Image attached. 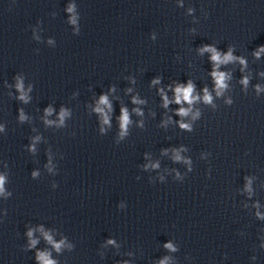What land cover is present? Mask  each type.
I'll return each mask as SVG.
<instances>
[{"label": "clouds", "instance_id": "clouds-1", "mask_svg": "<svg viewBox=\"0 0 264 264\" xmlns=\"http://www.w3.org/2000/svg\"><path fill=\"white\" fill-rule=\"evenodd\" d=\"M69 11H72V8L71 7L69 8ZM72 22L75 23V20H73ZM205 50H210V49H205ZM261 50L264 51V49H261ZM212 59L214 61L221 62L219 54H216L215 52H214V55H213ZM224 59L225 60L231 59V56L229 55V56L225 57ZM214 75L216 77L217 86L219 88H223L225 86L224 83H223L224 82V79H225L224 74H222V73H214ZM245 83H246V81H245ZM17 88L18 89H22V85L20 83H18L17 84ZM192 91H193V88H192V85L191 84H189L187 88L178 87L176 89V93H177L176 102L179 103L180 100L183 99L184 101H187V102L191 103L192 100L194 99V97L192 96ZM20 98L21 99H25V97L23 95H21ZM165 101L167 103L166 98H165ZM205 101L206 102H211V97L208 96L207 94L205 95ZM100 102L102 104H107L108 103L107 97L106 96H102ZM97 111L100 112V111H102V109L97 108ZM179 114L180 115H186L187 112L184 109H180ZM63 115H64V113L62 112L61 113V119L63 118ZM105 123H107V117H105ZM128 123H129V117H128L127 110H122L121 128L122 129H126V126L128 125ZM182 127H187V125H182ZM177 159H179L178 156H177ZM3 184H4V177L3 176H0V191H3ZM45 235H46V239H48L49 242H52L51 241V237L50 236H47V234H45ZM29 236H31V232H29ZM35 243H36L35 241H32V244L33 245ZM110 243H111V241H110ZM55 247H56L57 250H59L60 244H56ZM166 247H169L170 248L171 245H166ZM38 259H40L41 261H43V264H55V261L49 259L47 254H39ZM161 264H164V262H161Z\"/></svg>", "mask_w": 264, "mask_h": 264}]
</instances>
